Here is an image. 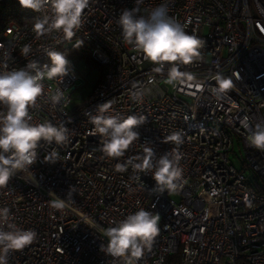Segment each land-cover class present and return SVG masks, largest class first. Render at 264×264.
I'll return each instance as SVG.
<instances>
[{
	"label": "built area",
	"instance_id": "1",
	"mask_svg": "<svg viewBox=\"0 0 264 264\" xmlns=\"http://www.w3.org/2000/svg\"><path fill=\"white\" fill-rule=\"evenodd\" d=\"M162 3L188 34L206 41L203 59L180 69L200 83H169L167 69L164 75L154 73L155 65L125 42L117 21L136 0H90L73 38L90 47L104 72L78 103L82 77L73 67L63 81L45 80V95L29 110L34 123L66 126L69 141L42 143L34 175L17 173L0 188V207L11 210L18 227L36 233L32 244L9 254L8 264H120L101 251L107 243L103 230L140 208L161 219L139 264H264V190L254 188L255 179L264 185V152L248 147L241 123L246 116L264 118V0H142L137 14L147 16ZM14 8L30 10L18 0H0V71L33 60L50 63L43 50L57 51L68 40L56 32L38 36L34 25L43 13L35 12L33 23L4 20L2 14ZM25 45L32 49L27 57L21 55ZM216 73L234 84L219 98L210 91ZM133 83L151 88L142 103L130 98ZM57 88L67 103L53 107L48 96ZM104 102L122 119L146 117L136 129L140 139L124 157H105L100 136L93 134L87 113ZM175 132L181 133L180 145L167 141ZM233 137L243 150L241 168L228 161ZM145 146L157 157L173 150L180 154L182 182L174 193L155 191L151 173L131 166L116 171V164L143 155ZM53 149L59 161L45 162ZM246 170L256 178H248ZM57 196L62 209L53 207Z\"/></svg>",
	"mask_w": 264,
	"mask_h": 264
},
{
	"label": "clouds",
	"instance_id": "2",
	"mask_svg": "<svg viewBox=\"0 0 264 264\" xmlns=\"http://www.w3.org/2000/svg\"><path fill=\"white\" fill-rule=\"evenodd\" d=\"M18 2L22 8L43 13L42 18L37 19L34 25L38 36L56 32L62 33L64 40L70 41L83 24L84 12L89 7L90 0ZM141 2L142 0H136V6L131 10L125 9L118 18L125 42L155 65L152 69L154 73L164 75L167 69L169 83L194 82L193 74L180 69L203 59L201 49L206 41L188 34L182 24L168 15L166 4L156 6L147 16L138 15L137 6ZM31 51V46L25 45L21 55L27 57ZM43 51L50 63L40 66L33 60L23 68L0 71V106L5 109L0 111V188L8 185L17 173L34 175L31 168L39 158L38 149L42 143L52 146L64 145L69 141L70 130L66 126L53 124L51 121L34 123L29 111L36 108L37 101L45 95V80L63 81L72 71V65L63 52L51 48ZM211 78L216 85L210 91L218 98L234 87L233 80L221 73H216ZM153 79L150 77L148 83ZM132 89L130 98L135 102L142 103L145 96L151 93V88L144 84L133 83ZM48 101L56 107L66 104L67 98L57 88L48 96ZM110 108V103H100L92 110L95 114L90 111L87 115L94 125L93 134L100 136V151L105 157L116 159L124 157L133 142L140 139V133L136 129L146 121V117L128 115L122 119L119 115L110 114ZM241 123L246 130L248 147L264 152V118L252 121L246 116ZM167 141L180 145L183 142L181 133L171 134ZM180 159L178 151H166L157 157L152 147L145 146L143 155L116 164V171L124 172L131 166L136 172L151 173V178L155 181L154 190L160 194H171L182 182ZM44 160L51 164L59 161L56 150L53 149ZM64 206V201L57 196L53 207L62 209ZM160 219L159 213L154 214L140 208L125 219L115 222V226L103 230L107 243L101 246V251L107 256L119 258L120 264H139V260L146 250L151 249L159 234ZM35 238V231L18 227L13 222L8 207H0V264H8L10 253L24 249Z\"/></svg>",
	"mask_w": 264,
	"mask_h": 264
},
{
	"label": "rangeland",
	"instance_id": "3",
	"mask_svg": "<svg viewBox=\"0 0 264 264\" xmlns=\"http://www.w3.org/2000/svg\"><path fill=\"white\" fill-rule=\"evenodd\" d=\"M79 38H73L70 41H67L63 47L69 50H72L76 46L80 45ZM67 59H69L72 67L77 71L82 77V81L78 83V87L76 89L77 96L74 98V103L80 102L83 98L87 96L93 86V81L96 78L97 69L88 67L83 61L77 59L75 56L66 54ZM72 57V58H71ZM228 161L236 168H241L242 160L244 159L243 150L237 138L233 137L232 146L230 151L227 154ZM245 175L252 179L256 178V174L246 170Z\"/></svg>",
	"mask_w": 264,
	"mask_h": 264
},
{
	"label": "trees",
	"instance_id": "4",
	"mask_svg": "<svg viewBox=\"0 0 264 264\" xmlns=\"http://www.w3.org/2000/svg\"><path fill=\"white\" fill-rule=\"evenodd\" d=\"M4 20L8 18L13 19L19 23H33L36 20L35 12L32 10H17L13 9L11 12H5L2 14ZM66 43V42H65ZM64 43V44H65ZM62 44L57 51L63 52L65 55L70 53V56L73 55L77 59L83 61L88 67L96 68V78L93 81V84L97 83L101 78L104 72V64L99 61L93 54L90 47L86 44L80 43L79 48L77 46L72 50L64 48ZM72 58V57H71ZM254 188L258 191L264 190V185L260 184L257 179L254 180Z\"/></svg>",
	"mask_w": 264,
	"mask_h": 264
}]
</instances>
